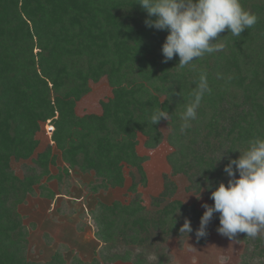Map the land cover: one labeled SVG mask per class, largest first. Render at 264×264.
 I'll use <instances>...</instances> for the list:
<instances>
[{"label":"trees","instance_id":"1","mask_svg":"<svg viewBox=\"0 0 264 264\" xmlns=\"http://www.w3.org/2000/svg\"><path fill=\"white\" fill-rule=\"evenodd\" d=\"M241 3L258 22L239 37L225 30L219 34L223 51L179 68L178 56L163 62L168 31L146 27L147 13L136 0H0V264H67L60 251L42 262L27 256V229L19 211L41 174L56 162L50 147L33 158L40 143L36 134L48 120L68 167L93 171L101 180L95 190L123 186L124 168L130 169L135 196L129 203H100L95 213L106 263L169 264L165 253L157 255L158 247L170 236L186 235L180 233L185 219L191 223L189 234L196 235L205 210L170 200L176 185L169 177L151 206L143 203L137 189L147 184V156L137 145L140 135L149 148L164 140L166 120L152 125L150 115L155 109L168 111L172 174L186 175L190 190L202 189L210 198L219 183L227 185L228 158L240 155L229 150L216 162L226 145L243 152L250 140L264 137V0ZM202 73L211 91L181 132V114ZM103 77L113 94L101 102L102 113L78 115L77 102ZM30 158L34 164L20 177L12 160ZM218 227L216 213L198 241L205 243ZM237 240L246 243L239 264H251L254 257L260 260L254 264H264V233L255 239L240 233ZM122 243L129 248L119 250ZM71 264L99 262L75 256Z\"/></svg>","mask_w":264,"mask_h":264},{"label":"rangeland","instance_id":"2","mask_svg":"<svg viewBox=\"0 0 264 264\" xmlns=\"http://www.w3.org/2000/svg\"><path fill=\"white\" fill-rule=\"evenodd\" d=\"M112 94V86L107 77L92 82L91 91L77 102V114L102 113L101 102L108 100ZM47 123L48 121L41 123V129L36 134L40 143L33 158L50 147L52 153L56 154V162L50 165L49 173L41 174L34 184V191L19 206L27 229V256L31 260L42 262L50 259L56 251H60L67 264H71L75 256L88 263L97 259L99 264H108L100 252L104 241L96 234L98 227L95 213L100 203H112L116 200L129 203L135 196L136 193L129 189L132 183L130 169L124 168L126 181L123 186L100 187L95 190L101 180L93 171L68 167L61 157V151L49 135ZM169 128L170 125L166 121L161 124L165 137L154 148L146 147L144 136H139L138 153L147 156L144 163L147 184L139 186L137 192L140 193L143 203L150 207L152 199L164 189L165 177H169L176 185V191L170 200L177 199L205 210L202 205L211 204V199L205 191L200 193L194 189L190 190L186 175L172 174L168 161L172 146L166 138ZM227 148L228 145L225 149ZM33 164L32 158L12 160V167L20 177L24 176L25 167ZM125 248L129 246L122 243L118 249ZM245 249L244 241H232L218 232H212L205 243L199 242L193 234L170 236L158 247L156 253H165L164 259L167 258L169 264H239ZM250 260L251 264H254L258 262L259 257ZM110 264L133 263L131 260L119 259Z\"/></svg>","mask_w":264,"mask_h":264},{"label":"clouds","instance_id":"3","mask_svg":"<svg viewBox=\"0 0 264 264\" xmlns=\"http://www.w3.org/2000/svg\"><path fill=\"white\" fill-rule=\"evenodd\" d=\"M136 3L147 13L146 27L168 31L161 49L163 62L178 56L179 68H185L207 54L223 51L226 44L222 42L224 37L220 38V33L227 30L232 36L239 37L259 19L243 7L241 0H136ZM210 91L207 76L202 73L191 93V101L181 114V132L196 119L198 107ZM170 116L163 108L155 109L150 115V122L156 125L162 119L168 121ZM229 150L238 151L240 155L235 159L229 157L224 166L223 171L229 177L227 185L221 182L215 190H211V184H208L214 203L211 206L207 203L202 205L205 211L196 235L206 236L207 225L214 214L219 213V234L237 242L240 233L255 239L264 233V137L250 140L243 152L226 149L216 162ZM200 193L199 197L196 196L198 199ZM191 232V223L185 219L180 233L188 236Z\"/></svg>","mask_w":264,"mask_h":264},{"label":"built area","instance_id":"4","mask_svg":"<svg viewBox=\"0 0 264 264\" xmlns=\"http://www.w3.org/2000/svg\"><path fill=\"white\" fill-rule=\"evenodd\" d=\"M46 127L48 128L49 135H52L54 126L52 125L51 120H48Z\"/></svg>","mask_w":264,"mask_h":264}]
</instances>
